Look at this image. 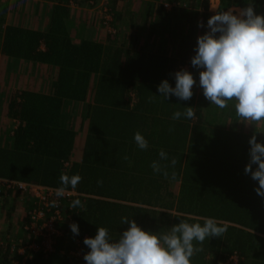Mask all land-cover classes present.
I'll return each mask as SVG.
<instances>
[{
	"label": "trees",
	"instance_id": "trees-1",
	"mask_svg": "<svg viewBox=\"0 0 264 264\" xmlns=\"http://www.w3.org/2000/svg\"><path fill=\"white\" fill-rule=\"evenodd\" d=\"M63 1L53 0L44 31L6 25L1 17L4 59L43 70L45 82L35 90L26 84H33V74H14L10 68V95L0 99V119L11 124L3 133L0 126V179L55 190L62 186L61 174L82 179L76 189L66 190L77 197L63 202L70 219L58 224L62 235L53 253L17 252L20 242L40 245V240L24 231L26 215L13 228L14 208L9 207L0 237V264H86L84 239L94 238L104 227L117 241L128 227L121 223L123 217L156 234L180 220L203 225L201 218H214L227 223V232L202 245L194 241L203 250L191 264H223L233 254L238 264H264V198L254 190L258 182L244 172L250 137L264 142V134L256 132L260 126L239 120L233 102L225 109L211 105L197 81L198 91L192 89L187 101L174 95L165 100L157 87L165 79L175 87L174 74L185 67L197 77L200 70L192 67L191 58L212 15L249 4L261 14L264 0H219L215 13L209 12L208 0H143L142 8L133 11L134 0H111L104 15L110 20L102 25L106 43L95 37L77 42V33L68 28L69 4ZM85 1L93 7L98 0ZM185 107L194 108L195 119L173 121V113ZM136 132L148 141L146 150L136 145ZM161 150L169 157L161 164L169 165V177L174 172L175 179L150 167ZM172 158L177 161L174 167ZM1 197L9 202L18 198L15 193ZM75 199L84 206L69 209ZM22 202L31 209L30 201ZM68 222L78 224L79 235ZM9 228L17 231L16 237ZM76 252L81 257L73 255Z\"/></svg>",
	"mask_w": 264,
	"mask_h": 264
},
{
	"label": "clouds",
	"instance_id": "clouds-1",
	"mask_svg": "<svg viewBox=\"0 0 264 264\" xmlns=\"http://www.w3.org/2000/svg\"><path fill=\"white\" fill-rule=\"evenodd\" d=\"M198 27L205 25L198 22ZM206 27L207 31L197 37L195 55L191 58L192 67L200 70L199 87L205 99L219 109H225L233 102L239 120L260 126L256 132L264 134V13L258 14L254 4H249L238 10L216 12L208 19ZM174 79L175 87L166 79L157 86L160 96L165 100L173 95L180 100H190L196 84L193 74L181 69L175 72ZM182 116L195 119L194 108L176 111L171 119L177 121ZM134 141L139 149L148 148V141L140 132L135 133ZM248 143L250 159L244 172L258 182L254 190L264 198V142H258L253 135ZM158 156L159 160L153 161L150 167L166 179H175L174 172L169 177V165L161 164V161H168V154L161 150ZM176 163L172 158L170 165L174 167ZM253 165L257 167L253 169ZM81 179L78 174H61L62 186L55 196L63 197L69 186L76 189ZM97 183L102 185V181ZM51 204L55 207L56 201ZM83 206L80 199H75L69 207ZM201 219L203 225L180 220L167 232L156 234L143 230L135 220L123 217L121 223L128 227L117 241H112L104 227L97 229L94 238L84 239L89 251L83 259L86 264H191V258L203 250L195 246L194 241L202 245L206 239L221 238L228 229L227 223H218L214 218ZM69 227L74 235H79L77 223Z\"/></svg>",
	"mask_w": 264,
	"mask_h": 264
},
{
	"label": "built area",
	"instance_id": "built-area-1",
	"mask_svg": "<svg viewBox=\"0 0 264 264\" xmlns=\"http://www.w3.org/2000/svg\"><path fill=\"white\" fill-rule=\"evenodd\" d=\"M105 11L104 15H106L108 10ZM109 20L110 17L107 16L106 21ZM186 68L187 67L184 69ZM55 192V189L0 179V195L15 193L19 200L30 201L32 205L31 209L25 211L24 215H26L28 223L24 224L23 229L32 237L39 239L40 245L20 242V245L17 248V252L20 255H25L28 250L34 252L42 250L44 253H53V245L56 239L62 235L61 230L57 228V226L61 222H66L65 218L66 220L70 219V217L65 214L63 202L64 200L70 202L71 198L77 197L75 192L69 191H65L63 197H56ZM54 200L56 201L55 207L51 204ZM69 209L71 208L69 207ZM68 224L70 226L72 223L68 222ZM73 255L81 257L79 252H76ZM223 264H238V257L233 254Z\"/></svg>",
	"mask_w": 264,
	"mask_h": 264
},
{
	"label": "crops",
	"instance_id": "crops-1",
	"mask_svg": "<svg viewBox=\"0 0 264 264\" xmlns=\"http://www.w3.org/2000/svg\"><path fill=\"white\" fill-rule=\"evenodd\" d=\"M36 1H40V0H16L14 2H12L11 4L9 3V0L6 1V3L8 2V6L9 9L6 10L8 12V14L6 13V16L4 13H0V15L2 16V18H4V20L6 21V25L7 24H18L20 26L23 27H29L31 29L34 30H38V31H44L46 29V27L49 24L50 21V12L52 7L56 4L55 2H47V4L44 5V2H36ZM39 3H42L41 5ZM133 7H130V11H133L132 8H135L136 10H139L140 8H142V4L144 3L143 0H134L133 2ZM167 6V7H166ZM70 10H71V21L72 24L70 27H68L70 30H72L74 27H79L77 26V20L79 18V16H81L82 14H80L78 12V9L75 8L73 5H69ZM164 7H166L167 10L171 9L170 4L168 3H164ZM7 9V7H6ZM238 10V9H237ZM135 11V10H134ZM24 13V15H22V13ZM9 16V18H8ZM91 25L92 22H90ZM87 27V25H85ZM85 27V28H86ZM73 31V30H72ZM80 39L77 41L79 42ZM2 43L0 42V83L2 82V84L6 87H8L7 85V81L10 80V73H12V71H10V68H14L20 65H23L24 63L19 62L18 64L16 63H9L8 60L4 59V57L1 54V45ZM9 63V64H8ZM3 64L5 65V67H3ZM25 65H29V64H25ZM32 67V66H29ZM32 68H36V67H32ZM9 70V71H8ZM16 73H20V71H16ZM29 73H26L25 76H29ZM12 79V78H11ZM29 81L27 82L28 85ZM3 85H0V89L3 88ZM8 89V88H7ZM10 95V94H9ZM16 202L12 201L9 202L5 199V197H1L0 198V237H1V233L3 232V230L5 229V217L7 216V211L9 210V207L14 208V211L12 213V223L13 221H15V226L17 227L16 224H18V214H19V220L22 219V217L25 214V207L27 208V205H24L23 202L17 198L15 200ZM9 204H8V203ZM22 202V203H21ZM11 204V206H10ZM2 225V226H1Z\"/></svg>",
	"mask_w": 264,
	"mask_h": 264
},
{
	"label": "rangeland",
	"instance_id": "rangeland-1",
	"mask_svg": "<svg viewBox=\"0 0 264 264\" xmlns=\"http://www.w3.org/2000/svg\"><path fill=\"white\" fill-rule=\"evenodd\" d=\"M14 1H16V0H9V3L11 4ZM41 1L44 2V5L47 4V2L48 3L53 2V0H40V1H36V2H41ZM208 1H209V12L215 13L217 8H218L219 0H208ZM63 3H68L69 5L70 4L73 5L75 8L78 9V12L80 14H82L81 16H79V18L77 20V26H79V27H74L72 29L74 31V34L77 33V39L78 40L82 37H88V38L89 37H91V38L95 37V38L100 39L104 43H106L107 31H106V29H104L102 27V25L103 26L106 25L105 22H103L104 20H106L104 13L106 12L105 10H108L109 9L108 7L111 6V0H98L93 7L90 6V4H89L90 1L86 2L85 0H75V1H70V2H66V0H64ZM39 4L41 5L42 3H39ZM8 5L9 4H8V2L6 3V0H0V13L1 12L4 13L5 16H6V13L8 14V12L6 11L9 9ZM6 7H7V9H6ZM260 7L262 9H264V2L261 4ZM230 10H237V8H232ZM21 13H22V15H24L23 12H21ZM1 17L2 16L0 15V21H1ZM8 18H9V16H8ZM126 18L128 19V15H126ZM90 22H92L93 25H91ZM85 25H87V27ZM148 32H149L148 29L144 30L143 36H145V34ZM142 40H144V38ZM3 67H5L4 64H3ZM31 68L32 67H29V65H25V64L20 65L19 64L18 67L17 66L15 67V73L14 74H16V71L23 72V75H25L26 73L33 74L32 76H34L33 77L34 82L32 84V82L29 81L28 85L34 86L35 90H38L39 88L43 87V85H44L45 80H44V77L42 76V74L45 75V72L39 68L33 69V70H31ZM36 70H38V71H36ZM186 70H188V67L186 68ZM193 77L199 85V74H197V77L194 74ZM47 83H48V81H47ZM0 85H3L2 82L0 83ZM194 86L197 87L196 84ZM194 86H193V89H196V88H194ZM7 88L8 87H6L4 84L3 88L0 89V99L1 98L3 99L5 96H9L10 92H9V88L8 89ZM46 89H47V86L45 85L44 90H46ZM197 91H198V89H196V92ZM0 105H1V101H0ZM79 114H80V112H78L76 114L78 117H77V119L75 118V120L73 122L79 123V116H80ZM10 125L11 124H9L7 121L4 122L3 120L0 119V126H2V128H4L3 131H1V133H3L4 130L8 129V127ZM17 218H18V222L22 223L21 222L22 219L19 220V218H20L19 214H18ZM13 223H15V221H13ZM13 223H12L13 228H15ZM8 230L10 231L11 237L14 238L17 236V233H16L17 231H15L12 228H9Z\"/></svg>",
	"mask_w": 264,
	"mask_h": 264
}]
</instances>
